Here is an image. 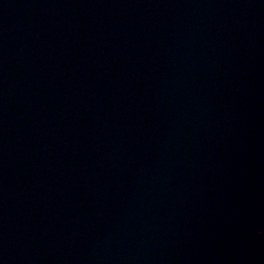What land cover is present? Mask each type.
<instances>
[{"label":"water","instance_id":"water-1","mask_svg":"<svg viewBox=\"0 0 264 264\" xmlns=\"http://www.w3.org/2000/svg\"><path fill=\"white\" fill-rule=\"evenodd\" d=\"M0 264H264V0H0Z\"/></svg>","mask_w":264,"mask_h":264}]
</instances>
